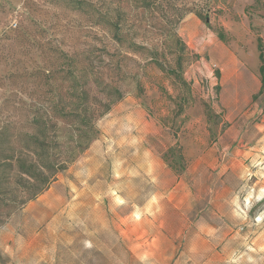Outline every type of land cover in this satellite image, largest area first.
<instances>
[{
    "label": "rangeland",
    "instance_id": "374dc122",
    "mask_svg": "<svg viewBox=\"0 0 264 264\" xmlns=\"http://www.w3.org/2000/svg\"><path fill=\"white\" fill-rule=\"evenodd\" d=\"M259 38L264 0H0V264H264ZM29 134L90 143L27 201Z\"/></svg>",
    "mask_w": 264,
    "mask_h": 264
},
{
    "label": "trees",
    "instance_id": "16d2710c",
    "mask_svg": "<svg viewBox=\"0 0 264 264\" xmlns=\"http://www.w3.org/2000/svg\"><path fill=\"white\" fill-rule=\"evenodd\" d=\"M220 38H223L222 34L220 33ZM258 49H259V58L261 60V66L259 68L261 78H262V89L264 88V52H263V47H262V39H258ZM106 90L112 91L110 87L107 85ZM114 91V90H113ZM117 91L118 95H121L118 90ZM260 91V92H261ZM120 97V96H119ZM257 96L254 97V100L256 99ZM82 100V99H81ZM83 104H80L79 102H76L74 109L69 112V113H63L60 114L59 116L61 118H65L67 120L73 121V122H78L84 125L87 130H93V124L91 121L86 117L87 114V109H84L82 106ZM85 106V104H84ZM86 107V106H85ZM84 109V112H83ZM36 130H42L45 125L44 124H38L37 122L35 123ZM30 139L29 146L27 148V153L32 155L33 157L39 152L43 151L45 156H40L39 160H30V162L26 161H15L12 160L10 165L14 166L17 169L19 173L25 176L27 179V183L29 184L28 187H23V191L28 195L27 201L34 200L38 195H40L45 189L48 188V186L52 183V181L55 179V177L63 172L71 162H73L78 155H80L82 152H84L87 149L88 144L90 141L86 142L84 144V138L82 135H76L74 138H72V142L67 144V155L69 156L68 160H52L49 156V150L48 147H42L39 148L38 146L35 145L34 140L36 139L35 135H25ZM67 161V162H66ZM29 163V168L26 167V164ZM33 181V183H32ZM22 201V203L27 202ZM19 205L16 202H12L9 205V208L15 209L18 208Z\"/></svg>",
    "mask_w": 264,
    "mask_h": 264
}]
</instances>
